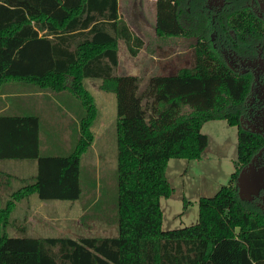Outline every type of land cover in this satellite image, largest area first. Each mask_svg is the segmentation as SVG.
<instances>
[{
    "label": "trees",
    "instance_id": "1",
    "mask_svg": "<svg viewBox=\"0 0 264 264\" xmlns=\"http://www.w3.org/2000/svg\"><path fill=\"white\" fill-rule=\"evenodd\" d=\"M173 2L154 0L156 36H196L202 43L192 46V66L150 77L139 94L136 76L114 75L119 41L132 57L144 46L120 16L118 0H0V94L8 84L68 92L84 110L66 156L40 155L36 116L0 114V158L37 162L36 174L0 208V227L9 226L15 203L32 194L41 201L80 198V161L93 142L97 114L86 78L101 80V89L115 96L117 144L116 234L74 239L3 232L0 264H264V211L241 200L235 184L253 154L254 139L239 126L247 80L230 71L226 47L211 39V27L203 33L197 18L189 21L185 6ZM213 120L238 127L230 183L198 199L196 224L164 231L159 199L172 190L167 162L200 159L208 145L201 129Z\"/></svg>",
    "mask_w": 264,
    "mask_h": 264
},
{
    "label": "rangeland",
    "instance_id": "2",
    "mask_svg": "<svg viewBox=\"0 0 264 264\" xmlns=\"http://www.w3.org/2000/svg\"><path fill=\"white\" fill-rule=\"evenodd\" d=\"M118 1L119 14L127 21L133 34L143 40L144 46L139 54L132 57L119 41V62L114 75L136 74L138 93L141 94L150 77L172 75L182 67L192 66L189 39L159 38L155 35L154 0ZM101 83L99 79L83 80L85 88L94 98L97 114L91 128L93 142L80 161V198L74 202H55L63 205L60 207L49 205L53 203L49 201L48 205L37 208L35 205L39 199L36 195H31L17 204L9 226L5 230L0 227V234L5 232L11 237L37 235L74 239L116 234V99L112 92L101 89ZM26 88L28 87L20 85L16 91H24ZM44 96L47 102L40 113L31 112L40 123V155H69L76 143L79 119L83 117L84 110L71 93L47 92ZM10 100L14 104H24V98L13 97ZM60 109L72 112L73 118L60 112ZM188 111V108L183 109L185 113ZM62 125L66 127H61ZM201 132L208 137V145L200 159H170L167 162L164 174L172 190L169 197L159 199L161 228L164 231L196 224L198 199L211 197L221 186L228 185L231 174L235 171L237 128L229 126L224 120H213L204 123ZM6 166L10 167L3 171L13 174V177L8 175L4 179L0 174L1 195H8L13 189L21 187L26 183L21 182V179L30 177L36 170L35 165H28V168L9 163ZM9 199V195L0 196V207ZM36 224L43 225V229L38 231Z\"/></svg>",
    "mask_w": 264,
    "mask_h": 264
},
{
    "label": "flooded vegetation",
    "instance_id": "3",
    "mask_svg": "<svg viewBox=\"0 0 264 264\" xmlns=\"http://www.w3.org/2000/svg\"><path fill=\"white\" fill-rule=\"evenodd\" d=\"M173 1L185 6L189 21L197 18L203 33L206 26L211 27V39L215 36L220 46L226 47L223 59L230 71L247 80L239 126L254 139L253 154L246 166L253 167L254 172L261 171L264 169V0ZM187 39L191 49L202 43L196 36ZM248 201L264 211V189L251 194Z\"/></svg>",
    "mask_w": 264,
    "mask_h": 264
},
{
    "label": "crops",
    "instance_id": "4",
    "mask_svg": "<svg viewBox=\"0 0 264 264\" xmlns=\"http://www.w3.org/2000/svg\"><path fill=\"white\" fill-rule=\"evenodd\" d=\"M125 22L127 23V21H125ZM133 76H136V74H134ZM20 85L21 84H8V85H6L4 87L3 91L0 94V114H4V113L7 114L8 113V114H12V115L13 114L20 115L21 113L23 114V113H31V112H34V113L37 114V113H40V111L43 109L44 105H46L47 101L45 100L46 96H44V95L47 94V93L41 92V91H37L36 89H34V88L32 89L30 87L26 88V90H24V91H20V90L16 91V88L19 87ZM13 92H16V93H13ZM13 97L24 98V104H14V101L10 100V98H13ZM60 112L68 114L70 118H73L72 117V112H70L68 110L60 109ZM62 117H63V115H62ZM65 125H67V124H65ZM65 125H62L61 127H63V126L66 127ZM66 128H68V125H67ZM39 140H41V138H40V130H39ZM41 149H42V146H40V151H41ZM9 163L11 165H17V166H21L22 165L24 167L27 166L28 168H30L29 166H34V165L37 167V162L34 159H1L0 158V174L2 175L1 177L4 178V179H7L8 175L13 177V174H8L7 171L6 172L3 171L4 168H9L10 167V166H6L7 164L9 165ZM5 170H7V169H5ZM35 174H36V170H35ZM35 174L32 173L30 175V177L22 178L21 182L30 181V179ZM3 182H5V180H3ZM15 190L16 189H13L8 195L11 196V194ZM8 195H1L0 194L1 197H5V196H8ZM32 195H36V194H32ZM45 202H47V204H45ZM51 202H53V203L51 204L49 201H41V200H39V202H36L37 204L35 206H37V208H40V207H43V205L44 206L48 205V203H50L49 205H54V206L56 205V207L63 206L62 204L55 203V202H58V200H53ZM59 202H62V201H59ZM18 203H20V202H16L15 203V207H14V210L12 211V213H11V216L13 214H15L14 212H15V209H16ZM3 207H0V208H3ZM35 227H36V229L38 231H41L44 226L36 224ZM28 237L41 238V236H37V235H30Z\"/></svg>",
    "mask_w": 264,
    "mask_h": 264
},
{
    "label": "water",
    "instance_id": "5",
    "mask_svg": "<svg viewBox=\"0 0 264 264\" xmlns=\"http://www.w3.org/2000/svg\"><path fill=\"white\" fill-rule=\"evenodd\" d=\"M236 187L239 198L248 201L251 194L264 189V169L254 172L250 165L242 168L236 179Z\"/></svg>",
    "mask_w": 264,
    "mask_h": 264
}]
</instances>
